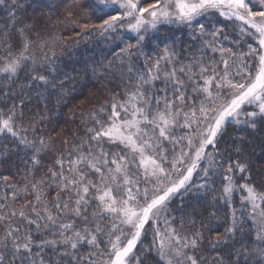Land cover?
<instances>
[{"label": "snow or ice", "instance_id": "obj_1", "mask_svg": "<svg viewBox=\"0 0 264 264\" xmlns=\"http://www.w3.org/2000/svg\"><path fill=\"white\" fill-rule=\"evenodd\" d=\"M86 7L97 22L86 19L80 25L87 33L84 39L116 40L122 32L134 34L135 43L121 49L123 56L117 53L132 74L126 99H117L119 94L114 93L109 109L101 108L92 116L95 123L88 128L87 148L84 143L74 147L76 156L68 160L67 168L63 159H56L58 170L48 169L49 186L55 184L57 189L51 206L45 198V178L31 182L35 200L10 212L20 223L15 227L9 224L0 239V264H82V260L86 264H147L142 252L154 253L156 264H204L201 245L205 230L216 233L210 241L212 249H226L213 257L215 264H264V186L258 189L251 182L247 163L232 161L219 147L231 124L253 130L264 125V0H152L146 4L140 0H91ZM213 16L231 21V28L227 23L217 26L209 21ZM161 24L188 29L190 41L201 45L199 52L189 53L188 62L183 63L179 38L165 36L160 42L164 44L162 55L149 66L151 56L143 53V48L146 40L151 42L149 32ZM230 32L236 34L235 39ZM0 36L5 37L0 39V81L18 80L21 70H31L29 85L38 81L46 88L56 87L55 76L50 80L37 72L44 64L49 65L45 69L49 73L58 69L48 52L39 59L33 54L34 45L43 49L47 42L32 39L31 26L18 29L15 49L7 32ZM241 43L246 50L240 48ZM208 50L219 53V61L209 58L206 62ZM141 54L146 71H134L131 57ZM161 62L173 67L164 70ZM12 91L0 89L5 98ZM22 107L23 99L0 107V137L15 138L30 152L35 167L48 142L20 134L28 131L22 125L17 128L24 118ZM181 129L188 131H178ZM7 151L0 149V157ZM90 172L96 174L95 180L89 177ZM196 173L203 183L193 180ZM215 175L226 182L221 184V200L229 208L223 234L216 227V211L211 210L200 214V226L193 233L179 231L173 224V200L199 190L204 194L215 191ZM237 191L242 193L239 208L233 204ZM69 213L83 225L78 228L76 219H61ZM7 218L0 216V220ZM181 219L196 223L191 217ZM104 220L109 224H103ZM45 231L53 238L44 236L37 241L35 237ZM82 247L92 249L87 257L78 256Z\"/></svg>", "mask_w": 264, "mask_h": 264}, {"label": "trees", "instance_id": "obj_2", "mask_svg": "<svg viewBox=\"0 0 264 264\" xmlns=\"http://www.w3.org/2000/svg\"><path fill=\"white\" fill-rule=\"evenodd\" d=\"M152 2V0H150ZM91 0H2L0 2V32H7L6 37L16 48L18 40V29L24 25L37 24V30L44 33L40 43L47 42L43 49L33 46V54L37 59L43 52H48L52 57V63L58 69L55 73H49L45 69L48 64L37 68V72L46 75L51 80L56 78L55 88H46L38 81H31L29 85L31 70H21L18 80L11 82L0 81V89L3 92L11 88L12 94L5 98L3 92H0V107L5 103L10 104L13 101L19 103L23 99L22 111L24 118L17 122L19 130L22 125L27 128V132H21L29 140L44 138L48 142L45 152L41 153V162L37 166L32 165L30 152L18 145L15 138L10 136L0 137V149H7V154L0 157V216H6L7 219L0 220V239L4 238L7 226L11 224L15 227L20 223V218L11 217L10 212L25 208L28 201L35 200V194L31 189V182L45 178L44 192L49 206L55 201L57 189L49 186L47 178L50 176L49 167L56 159H62L66 155L76 156L72 149L79 148L84 143L85 148L88 144V128L94 126L92 118L94 113L99 114V110H106L110 107V101L114 93H118L117 99L124 100L125 92L129 88L128 79L132 75L128 72V64H121L117 53L126 44H134V34L121 33V38L116 40H105L103 37L89 36L84 39L87 33L80 27L87 19L89 22H97L91 8L86 7ZM12 13H15L14 17ZM217 26L221 23H227L229 29L232 22L225 21L222 17L213 16L208 18ZM226 29V31H229ZM91 31V30H89ZM165 36L178 37V47L184 49V53L179 57L183 63H187V55L191 52H199L200 44L190 41L189 30L179 25L161 24L157 30L151 34L149 42L145 41L143 53L150 54L151 59L148 65L154 63L155 58L162 55L164 44L160 43ZM230 36L235 39L236 34L230 32ZM5 37L0 36V39ZM226 46L232 47L229 41L224 42ZM157 44L160 46L157 47ZM241 49L245 47L240 46ZM235 51V47H233ZM133 53L136 49L131 50ZM213 53L208 50L204 56L207 62ZM216 54V53H215ZM218 54V53H217ZM0 55H3V49H0ZM219 56V54L217 55ZM145 56L133 55L131 63L134 71H146L144 64ZM218 60V58H215ZM177 67L179 65H176ZM164 70H170L173 65H165L161 62ZM163 76V71L161 72ZM184 78L182 73H177ZM63 81V83H61ZM134 83V81H133ZM158 86H162L161 81H156ZM189 93L191 89L189 88ZM171 94V90L169 89ZM103 119V115L98 116ZM34 127V131H33ZM243 138V139H241ZM66 141V143H65ZM94 144V142H91ZM239 148L236 151L233 146ZM221 154L228 155L232 161L247 163L251 174V182L259 189L264 186V125L258 124L255 130L246 128L243 125L231 124L227 128L223 142L219 145ZM219 159V158H218ZM202 167L205 165H201ZM227 161H225V170ZM212 170H210V175ZM235 174V173H234ZM4 177H8L7 180ZM194 181L203 183L199 179V174H194ZM212 187L215 191H208L204 194L203 190L189 193L181 198L179 195L173 200L171 210L177 221L183 224V227L189 229L191 233L200 226V214L207 211H216L218 222L217 229L223 234L224 227L228 221L229 208L221 200V184L219 175L212 176ZM239 181L238 183H242ZM27 188V191L25 189ZM60 195L65 197L64 194ZM240 194L233 196V204L240 207ZM15 197V198H14ZM66 199V197H65ZM208 201H215L211 205ZM71 203V201H70ZM31 207V205H27ZM34 216V213L30 214ZM191 217L196 220L195 224L184 223ZM65 216H61L63 220ZM72 219L77 218L73 217ZM34 229V225L31 226ZM216 233H209L205 230L204 240L201 245V251L204 256V264H215L213 257L223 254L226 249L221 248L219 252L212 249L210 241L215 239ZM47 236L52 239L47 232L43 236H36L39 241ZM147 243V241H145ZM140 250V245H137ZM91 248H81L78 256L87 257ZM51 256V253H47ZM59 259H65L60 257ZM142 259L147 260V264H156L154 253H143ZM19 264V261L16 262ZM82 264L86 261L82 260Z\"/></svg>", "mask_w": 264, "mask_h": 264}, {"label": "rangeland", "instance_id": "obj_3", "mask_svg": "<svg viewBox=\"0 0 264 264\" xmlns=\"http://www.w3.org/2000/svg\"><path fill=\"white\" fill-rule=\"evenodd\" d=\"M150 2V0H140V3L141 4H146V3H149ZM238 23V22H237ZM29 26H31V34H32V39H34V40H37V41H41V39H42V37H43V35H44V33L42 34V33H40V32H38V30H37V24H30ZM36 33H38L39 35L37 36L36 35ZM154 33V31H150L149 32V36L151 35V34H153ZM130 34H132V33H130ZM253 44H255V42L253 41ZM243 45V47H245L244 46V44L243 43H241V45L240 46H242ZM219 54V53H218ZM217 53L216 54H212L210 57H212V58H218V60H216V61H219V56H217L218 55ZM178 131H181V132H187L188 130L187 129H181V130H178ZM95 143V142H94ZM168 147H171L170 145H168ZM63 160H64V167L65 168H67L68 167V160L69 159H75V157L74 156H72V155H66L64 158H62ZM55 161V160H54ZM54 161H53V164L49 167V168H53V170H58V168H59V166L58 165H55L54 164ZM66 175H67V173H65ZM89 177L91 178V179H93V180H95L96 179V174L95 173H89ZM194 177V176H193ZM51 187H53V188H56L55 187V184H51ZM236 193H238V194H242L241 192H239V191H237ZM235 193V194H236ZM61 194H64V193H61ZM234 194V195H235ZM64 196H65V194H64ZM178 196V195H177ZM66 197V196H65ZM66 199H67V197H66ZM73 199H74V196H73ZM171 212H172V215L174 216V214H173V211L171 210ZM88 215L89 216H91V213H88ZM73 217L71 216V213H69L67 216H65V218L63 219V220H69V219H72ZM83 221H81V220H79L78 218H77V223H76V226L79 228L80 226H82L83 225ZM103 224H105V225H108L109 224V221H107V220H104L103 221ZM173 224L177 227V229L179 230V231H182V232H184V233H188V234H191V231L189 230V229H186L185 227H183L182 229H181V223L179 222V221H177V219H175L174 221H173ZM105 247V245L104 244H101V249H103ZM96 257H93V259H95Z\"/></svg>", "mask_w": 264, "mask_h": 264}]
</instances>
